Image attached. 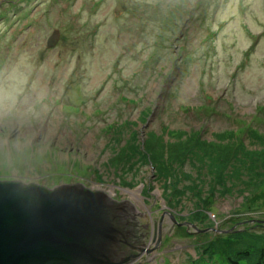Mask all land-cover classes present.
Returning a JSON list of instances; mask_svg holds the SVG:
<instances>
[{
  "label": "rangeland",
  "instance_id": "rangeland-1",
  "mask_svg": "<svg viewBox=\"0 0 264 264\" xmlns=\"http://www.w3.org/2000/svg\"><path fill=\"white\" fill-rule=\"evenodd\" d=\"M200 1L0 0V70L28 69L34 107L24 126L0 128V181L80 182L132 201L149 237L127 264H228L229 243H264V186L250 197L258 179L218 161L241 144L264 173L253 145L264 142V43L245 60L264 35V0ZM176 148L188 154L177 175Z\"/></svg>",
  "mask_w": 264,
  "mask_h": 264
},
{
  "label": "water",
  "instance_id": "water-1",
  "mask_svg": "<svg viewBox=\"0 0 264 264\" xmlns=\"http://www.w3.org/2000/svg\"><path fill=\"white\" fill-rule=\"evenodd\" d=\"M76 185L0 181V264H127L142 253L149 226L135 204Z\"/></svg>",
  "mask_w": 264,
  "mask_h": 264
},
{
  "label": "trees",
  "instance_id": "trees-1",
  "mask_svg": "<svg viewBox=\"0 0 264 264\" xmlns=\"http://www.w3.org/2000/svg\"><path fill=\"white\" fill-rule=\"evenodd\" d=\"M211 1L212 0H201L199 3H198V5H197V7L198 8H201L202 7V9H207L208 10V8L210 7V3H211ZM247 10V9H246ZM245 10V11H246ZM251 36H252V34H250V39L251 40H253L252 38H251ZM263 40H264V35L262 36V38L260 39V37H257V38H255V43H257V46H256V48H255V46H251L246 52H245V60L246 59H251L252 58V55L254 54V52L257 50V48H258V46L260 45V44H263L264 42H263ZM254 41V40H253ZM254 43V42H253ZM191 58H190V55H189V57L187 56V58L186 59H184L183 61H186V60H190ZM244 63H245V61H244ZM243 63V64H244ZM242 64V65H243ZM252 133L250 132V135H251ZM253 136H256V135H254V134H252ZM253 140H255V142H254V144L253 145H255V146H263L264 147V142H263V140H261V139H259V138H254ZM243 147H245V149L243 148ZM237 149H236V152H237V158L236 159H232V160H230V159H228L229 157H226L227 156V153H225V155L226 156H222V158H219L218 159V161H219V163L221 164V165H224V166H229V165H234V164H237V165H239V166H241L242 167V169H245V171H247L248 173H249V175L250 176H245V179H247V177H250V178H248V179H251L252 177L253 178H257L258 179V184H256L253 180H251V182H253V184H251V186H249V188H247L246 190H248L249 192H248V194L250 195V197L251 196H253V195H255L257 192H258V190L262 187V186H264V173H261V172H259V171H257V170H254L253 169V167H254V164L256 163V162H252V160H250L248 157H242V160L240 159V157H238L239 156V154H240V151L242 152V151H246L247 152V150H246V146H244V145H239V146H237L236 147ZM256 149H259L258 147L256 148ZM259 153H260V151H258ZM223 154V153H222ZM257 154V153H256ZM260 154H262V155H264V152H262V153H260ZM149 155V157H151L150 159H149V162H156L155 160H156V158H155V156L153 155V156H151L150 154H148ZM173 155H174V157L179 161H177V160H172V161H170V162H168L167 161V163L168 164H170V169H169V171H170V173L171 174H176L177 175V170L179 171V173L181 172V169L179 168L181 165H183L184 163H185V156L186 155H188L187 153L185 154V153H183V152H181L179 149H175V151H174V153H173ZM185 155V156H184ZM251 158H252V156H250ZM262 159H261V164L259 163L258 164V166L261 168H263V171H264V157H261ZM189 161H191L190 163H191V169H195V170H197L196 168H198V167H196V161L194 160H189ZM135 162V163H134ZM174 162H177V163H175L174 164ZM166 163V164H167ZM126 164L127 165H132V166H136L138 163H137V161L136 160H134V158L133 159H128L127 160V162H126ZM116 165V164H115ZM234 166H236V165H234ZM165 170H168V167H167V165H164V168H163V171H165ZM194 170V171H195ZM213 170V169H212ZM198 171V173L200 174V176H202V177H205V176H207V175H214V176H223V170L221 171V172H217V173H215V171L214 172H210V173H212V174H210L209 172H205V171H201V170H197ZM182 173V172H181ZM183 174V173H182ZM242 177H244V176H242ZM252 178V179H253ZM259 179H260V182H259ZM202 182V181H201ZM216 185H218L219 187V189L220 188H224L225 186H226V183H225V180L222 178L221 180H220V182H219V184H216ZM214 188H216V189H218L215 185L213 186ZM221 193V192H220ZM215 194V193H214ZM221 194H223V193H221ZM232 196V195H231ZM232 197H234V196H232ZM212 198H214V196H212ZM247 236V235H246ZM224 237H227L226 235H224ZM259 238L262 240V239H264V235H260L259 236ZM247 239L248 240H252L253 242H255V243H251L252 244V247H249L248 249H246L247 247H245V248H243L242 246H241V243H238V241L239 240H241V238L235 243V244H232V243H229V245H236V247H237V249L236 248H231L230 246H228L227 248H231L230 250H229V254H225V258H224V260H225V262H227L228 264H264V243H261L259 240H257V239H255L254 238V234H252V233H250L249 234V236L247 237ZM225 240V239H224ZM227 242L229 241V240H226ZM213 243V242H212ZM224 244L225 243H222L220 246H224ZM225 248V247H224ZM219 251H221V250H224L223 249V247H219V248H217ZM241 249H246V250H250V252L252 251V252H254V251H257V252H259V257L258 256H251V254L250 253H243V252H245L244 250H242L241 251ZM207 252H206V254L205 255H207V259H208V261H211V258L210 257H212V256H214L216 253H214V251H213V248H211V249H209L208 247H207ZM240 256V257H239ZM242 257V258H241Z\"/></svg>",
  "mask_w": 264,
  "mask_h": 264
},
{
  "label": "clouds",
  "instance_id": "clouds-1",
  "mask_svg": "<svg viewBox=\"0 0 264 264\" xmlns=\"http://www.w3.org/2000/svg\"><path fill=\"white\" fill-rule=\"evenodd\" d=\"M30 74L24 66L0 70V128L24 126L34 114V107L26 104L32 90Z\"/></svg>",
  "mask_w": 264,
  "mask_h": 264
},
{
  "label": "flooded vegetation",
  "instance_id": "flooded-vegetation-1",
  "mask_svg": "<svg viewBox=\"0 0 264 264\" xmlns=\"http://www.w3.org/2000/svg\"><path fill=\"white\" fill-rule=\"evenodd\" d=\"M5 181V180H4ZM7 181V180H6ZM9 183H12V182H9ZM17 183V182H16ZM17 184H21L22 186H25L23 183H21V182H18ZM42 184V183H41ZM41 184H37V186H39V187H42V188H45V189H47V190H53V189H55L54 187H56V188H59V187H61V186H59V185H53L51 188H50V186H46L45 184H43V185H41ZM75 184H80V185H84L83 187L85 188L86 187V190H89V188L87 187V186H85V184L84 183H80V182H77V183H75ZM78 185H76V186H78ZM28 186H33V185H28ZM141 237V235L139 236V238Z\"/></svg>",
  "mask_w": 264,
  "mask_h": 264
}]
</instances>
